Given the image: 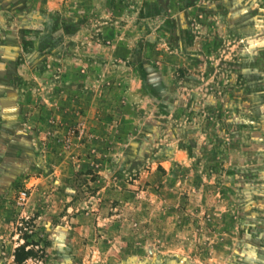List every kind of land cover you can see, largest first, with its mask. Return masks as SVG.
Returning a JSON list of instances; mask_svg holds the SVG:
<instances>
[{"label": "rangeland", "instance_id": "374dc122", "mask_svg": "<svg viewBox=\"0 0 264 264\" xmlns=\"http://www.w3.org/2000/svg\"><path fill=\"white\" fill-rule=\"evenodd\" d=\"M27 242L264 264V0H0V264Z\"/></svg>", "mask_w": 264, "mask_h": 264}, {"label": "trees", "instance_id": "16d2710c", "mask_svg": "<svg viewBox=\"0 0 264 264\" xmlns=\"http://www.w3.org/2000/svg\"><path fill=\"white\" fill-rule=\"evenodd\" d=\"M28 243L20 244L15 250V262L17 264H22L27 259L36 257L37 251L31 247L28 248Z\"/></svg>", "mask_w": 264, "mask_h": 264}, {"label": "built area", "instance_id": "2783aa9c", "mask_svg": "<svg viewBox=\"0 0 264 264\" xmlns=\"http://www.w3.org/2000/svg\"><path fill=\"white\" fill-rule=\"evenodd\" d=\"M27 198H28L27 190H22L19 192V194L17 196V202L19 204H24Z\"/></svg>", "mask_w": 264, "mask_h": 264}]
</instances>
